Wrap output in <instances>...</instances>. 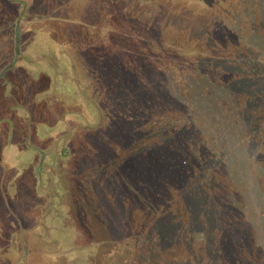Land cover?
Listing matches in <instances>:
<instances>
[{
  "label": "trees",
  "instance_id": "16d2710c",
  "mask_svg": "<svg viewBox=\"0 0 264 264\" xmlns=\"http://www.w3.org/2000/svg\"><path fill=\"white\" fill-rule=\"evenodd\" d=\"M33 7L35 10L30 9L29 18L20 21L24 23L23 31L19 25L24 51L18 55L25 56L18 60L27 65L28 59L32 66L45 62L38 56V48L43 43L51 60L69 56L79 80V98L101 103L100 108L88 110L92 112V124L96 125L92 132L98 133L101 129L96 134V145L103 146L99 139L107 136L108 125L113 135L117 133V136L123 135L136 142L137 156L130 153L126 161L134 164L136 160L137 174L128 172L127 184L143 185L137 191H140V202L148 209L146 215H150V219L141 225L144 229L141 238L144 242L152 239V252L157 257L155 264H264V233L254 234L255 225L263 224L260 213L264 210L261 206L264 194L248 185H217L218 171L228 168L227 165L238 170L240 158L227 155L225 145L215 137L210 141L203 136L204 122L199 123L203 117L188 113V108L194 114L197 111L194 105L186 104L188 95L197 106L206 103L200 100L204 91H200L201 78L196 76L207 65L204 59L193 55L197 47L193 42L192 25L193 30L197 24L204 28L206 21L216 19L219 23L224 16L230 17L219 9L205 12L196 6L195 14L190 15L185 0H177L174 4L169 0H45ZM35 26L41 29L33 35H39L36 44L29 36ZM157 27L160 30H156ZM162 32L170 39L164 40L159 34ZM197 45L198 49L204 46ZM190 46L195 48L194 52ZM2 77L0 79L5 78ZM21 81L23 101L34 88L24 79ZM36 100L47 99L44 95ZM85 100L77 99L80 103L78 117H85L81 105ZM6 132L9 134V130ZM46 133L39 131V135ZM60 135V129L53 134L55 139ZM127 145L128 150L134 148L132 142ZM104 150L100 148L95 157L101 159L107 154L106 150L97 153ZM151 185L156 186L152 188ZM206 185H216L213 190H218L217 198L220 199V209L216 213L224 217L222 221L234 225L232 233L218 231V221L195 222V225L185 220L183 214L171 210L169 205L165 209L151 208L149 197L155 199L154 194L157 199L170 191L169 204L179 202L183 210L189 209L180 199L187 195L201 202L210 189ZM225 190L227 195L222 198ZM251 203H255V213L260 209L257 214L249 209ZM241 204L244 210L240 220H236L233 211ZM209 213H214L211 208ZM5 214L15 227V218ZM147 229V233H143ZM111 234L114 237L108 243L97 237L91 241L92 248L64 264H123V255L118 256L114 249L116 234ZM20 242L21 239L19 245L13 247L10 240L2 249L25 252L28 260L32 252H36V246H26L22 251ZM192 245L197 250L194 260H190ZM142 248L139 251V257L144 258L141 264H149L146 256L150 248ZM168 250L172 252L171 258L166 256ZM129 264L136 263L131 260Z\"/></svg>",
  "mask_w": 264,
  "mask_h": 264
},
{
  "label": "rangeland",
  "instance_id": "374dc122",
  "mask_svg": "<svg viewBox=\"0 0 264 264\" xmlns=\"http://www.w3.org/2000/svg\"><path fill=\"white\" fill-rule=\"evenodd\" d=\"M2 1L0 10L2 6H8L14 15L10 18L6 13L0 14V76L4 77L9 69L14 70H9L5 78L0 79V264H64L92 248L91 241L94 242L97 237L108 243L114 237L110 235L111 232L116 234L114 239L117 245L114 249L118 256L123 255V264H129L131 260L141 264V260H144L139 257L142 246L150 248L146 259L149 264H155L157 257L152 252V239L144 242L141 238L144 230L141 225L150 219V215H146L149 214L148 209L140 202V191H137L143 185L127 184L128 172L137 174L136 160L134 164L126 161L130 153H133V157L137 156L136 142L133 139L129 141L123 135L117 136V133L113 135L111 125H108L107 136L99 139L103 146L96 145V134L101 129L98 133L92 132L96 125L92 124V112L88 110L100 108L101 103L95 101L94 104L89 99L79 98V80L69 56H58L55 61L51 60L49 50L43 43L38 48V56H42L45 62L32 66L28 59L27 65L18 60L21 56L18 54L24 51V43L16 44L15 27L20 25L23 31L24 23L19 24V21L29 18L27 12L22 16L24 11L35 10L33 6L45 0H27L24 11L21 7L23 0ZM176 1L169 0L172 4ZM185 2L190 15L195 14L196 6L205 12L219 9L230 17L224 16L219 23L216 19L212 20L214 23L206 21L204 28H201V24H197L200 27L195 25L194 30L193 25L191 27L193 42L198 50L193 55L206 61L204 71L217 69L219 60L232 59L225 57V49L220 50L219 45L229 43L238 33L241 34L238 37L244 39V45L251 42L252 51L264 53V0ZM35 27L29 36L36 44L39 35H33L41 29ZM250 28H253L252 35ZM159 34L164 40L170 39L165 32ZM197 44L204 46L198 49ZM190 49L194 52L195 48L190 46ZM228 60L224 62L230 63ZM15 63L18 67L16 65L14 68ZM16 72L19 74L15 75ZM20 78L34 88L23 101ZM44 95L47 100H36ZM67 98L70 100L66 101ZM77 99L85 100L82 102L84 105L81 103L85 117L77 116L80 107ZM84 124L87 125L84 127ZM58 129L61 135L55 139L53 134ZM6 130H9V134ZM41 130L47 133L39 135ZM128 142L133 144L131 150L127 149ZM97 146L107 153L101 159L95 157L100 150ZM145 186L148 188L150 185ZM154 186L151 185L152 188ZM206 186L210 189H206L209 192L204 200L200 197L201 202L187 195L180 199L181 204L188 205L189 209L183 210L178 206L179 202L169 204L172 198L170 191L157 199L154 194L155 199L149 197L151 208L165 209L169 205L171 210L183 214L185 220L193 221L195 225V222L218 221V231L232 233L234 225L222 221L224 217L216 213L220 209L218 190H213L216 185ZM210 208L214 213H209ZM4 213L15 218V227L12 219L7 220ZM20 239L22 251L26 246H36V252L33 251L28 260L25 252L21 254L17 250L10 252L2 249L10 240L13 247L18 246ZM190 249L193 251L190 260H194L197 250L194 245ZM171 254L168 250L166 256L171 258ZM7 259H10L9 263Z\"/></svg>",
  "mask_w": 264,
  "mask_h": 264
},
{
  "label": "flooded vegetation",
  "instance_id": "af4514ba",
  "mask_svg": "<svg viewBox=\"0 0 264 264\" xmlns=\"http://www.w3.org/2000/svg\"><path fill=\"white\" fill-rule=\"evenodd\" d=\"M3 12L10 18L14 15L8 6H4ZM24 15L25 12L22 16ZM17 27L18 25L15 27L16 31ZM250 29L252 35L253 28ZM238 36L241 34L238 33ZM238 36L232 38L229 43L219 45L220 50L225 49V57L232 58L225 59L230 63L219 60L217 69L200 70L196 73V77L201 78L199 89L204 91L200 95L203 99L201 97L200 100L206 103H203L205 106H197L191 101L192 96L188 95L186 104L194 105L197 112L194 114L190 108L187 111L194 116L203 117L199 122H204L203 136L210 141L215 137L225 145L227 155L240 158L237 163L238 170H232V166L227 165L228 168L222 167L218 171L217 185H248L264 194V53L252 51L251 42L244 45V39ZM226 195L227 190L221 197L225 198ZM249 205V209H253L255 213V203ZM261 206L264 209V202ZM243 210L241 204L233 211L236 220H240ZM258 211L260 209L255 214ZM260 215L263 224L255 225V235L264 233V210Z\"/></svg>",
  "mask_w": 264,
  "mask_h": 264
},
{
  "label": "crops",
  "instance_id": "0c3cea01",
  "mask_svg": "<svg viewBox=\"0 0 264 264\" xmlns=\"http://www.w3.org/2000/svg\"><path fill=\"white\" fill-rule=\"evenodd\" d=\"M0 1H1V3H3L2 0H0ZM10 2H13V1L10 0ZM25 2H26V4L28 3L27 0H23V2H22V4H21V7H22V8H23ZM3 8H4V6H2V8H1V10H0V14H1V13H2V14L4 13V12H3ZM23 11H24V8H23ZM24 12L29 13L30 10L28 9L27 11H24ZM19 24H20V21H19ZM4 34H5L7 37L9 36V34H7V33H4ZM1 41H2V38H0V43H1ZM7 41H8V40H7ZM15 42H16V44H18L19 42H21V37H20V33H19V25H18V27H17V31H16ZM18 47H19V45H18ZM20 51H21V50H20ZM24 56H25V55H23V53H22V55L19 56V57H24ZM9 70H11V69H9ZM9 70H7V71L5 72V75H4V76H6V74H7V72H8Z\"/></svg>",
  "mask_w": 264,
  "mask_h": 264
}]
</instances>
